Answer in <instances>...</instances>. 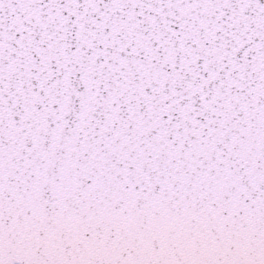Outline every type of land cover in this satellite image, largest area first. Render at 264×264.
Listing matches in <instances>:
<instances>
[{"label":"snow or ice","instance_id":"1","mask_svg":"<svg viewBox=\"0 0 264 264\" xmlns=\"http://www.w3.org/2000/svg\"><path fill=\"white\" fill-rule=\"evenodd\" d=\"M0 264H264V0H0Z\"/></svg>","mask_w":264,"mask_h":264}]
</instances>
